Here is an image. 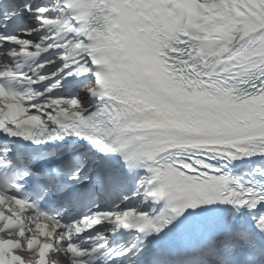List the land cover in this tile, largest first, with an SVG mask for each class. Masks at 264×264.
<instances>
[{"label":"snow or ice","instance_id":"snow-or-ice-1","mask_svg":"<svg viewBox=\"0 0 264 264\" xmlns=\"http://www.w3.org/2000/svg\"><path fill=\"white\" fill-rule=\"evenodd\" d=\"M0 264H264V0H0Z\"/></svg>","mask_w":264,"mask_h":264}]
</instances>
